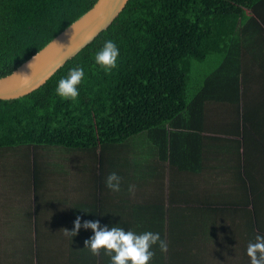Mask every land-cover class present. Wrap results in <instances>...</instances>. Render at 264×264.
Returning <instances> with one entry per match:
<instances>
[{"label": "trees", "instance_id": "obj_1", "mask_svg": "<svg viewBox=\"0 0 264 264\" xmlns=\"http://www.w3.org/2000/svg\"><path fill=\"white\" fill-rule=\"evenodd\" d=\"M95 1L0 0V77L39 51ZM107 40L119 49L117 67L111 71L97 65L94 58ZM212 54L221 56L219 65L205 71L195 90L188 92L192 63ZM254 57L264 59V0H128L113 22L42 86L16 99H0L3 193L14 182L37 197L45 182L54 180L55 166L69 176L76 168L73 161L85 159L91 165L89 179L74 183L82 181L85 190L89 181L102 191L103 186L107 189L105 179L110 173H117L123 182H133L136 177L133 180L127 174L131 164L132 169H138L145 156V162L155 158L160 176L168 173L180 181L164 197L177 211L176 220H163L159 203L154 205L160 215L156 217L149 218L150 204L135 205L127 217L120 213L114 217L106 209L94 215L109 228L159 233L161 239L175 245L202 244L200 236L212 231L206 232L198 213L184 210L200 208L192 205L194 198L199 202L200 192L190 174L203 169L204 122L210 116L225 115L247 121L252 114L249 107L261 116L254 121H264V85L249 93ZM77 66L85 72L78 85L79 95L75 100L64 99L55 89ZM263 78L264 74H257L258 80ZM252 94H256L255 99ZM258 144L264 149L262 140ZM15 158L20 162L11 168ZM5 159L8 165L2 164ZM241 162L238 156L233 167L242 177ZM185 179L190 181L185 183ZM20 196L13 198L20 200ZM74 221L67 220L63 229L73 230ZM35 223L58 224L53 217ZM214 225L211 234L221 236L223 225L219 221ZM256 226L264 230L263 216L256 220ZM224 230L227 242H232V232ZM257 235L263 236L255 232L253 243ZM52 236L0 234V246L4 244L0 264L10 255L23 257L22 253L28 255L29 264H52V257L44 253L50 252V245H71V251L74 244L85 243L92 235L70 237L67 245L51 242ZM151 250L160 252L155 245ZM62 254V264H70L71 255L77 253H68L66 259L65 251ZM21 261L14 260L16 264Z\"/></svg>", "mask_w": 264, "mask_h": 264}, {"label": "crops", "instance_id": "obj_2", "mask_svg": "<svg viewBox=\"0 0 264 264\" xmlns=\"http://www.w3.org/2000/svg\"><path fill=\"white\" fill-rule=\"evenodd\" d=\"M248 56L250 59L252 58L251 55ZM250 64L253 84L252 90L250 89L248 92L254 93L259 84L264 85V78L257 79V74H264V59L261 61L254 57ZM256 94H252L250 97L255 99ZM248 97L249 95L245 96L247 102ZM249 109L252 114L249 115L250 119L247 121L226 115L222 117L210 116L205 119L202 141L204 147L203 169L200 173L190 174L194 178L193 182L198 184L200 192L199 202L194 198L192 205L199 204L203 210L199 207V209L189 207L184 212L198 213L196 216L202 218L207 233L213 232L214 222L219 221L223 225L219 230H222L221 236L211 234L212 232L201 235L202 244L199 245L167 243V252L161 250V253L156 252L149 264H250L247 246L253 242L252 236L255 232L264 236V230H259L256 226V220L262 216L264 219V149L260 148V144H258V141L264 142V121H254V119L259 120L261 116L252 107ZM238 156L242 159L240 163L242 177L241 175L237 176L233 167ZM154 159L151 158L149 162L145 163L142 161L143 163L137 165L136 180L133 182L121 181L119 192H113L109 188L104 190V186L103 190L99 191L98 188L96 189V185L91 186L89 181H87L89 187L83 190L85 183L82 181H77L72 186H64L59 180H49L45 182L44 187L35 197L27 189L22 191L23 187L14 182H10V185L6 186L9 190L4 194L1 182L0 234L60 235L64 234L62 225L66 226L67 220L70 218L76 219L79 216L82 218V224L85 220L95 221L99 216L94 214H99L103 209H106L107 214L112 213L114 217L118 218L119 213L127 217L130 214L129 211L137 204L152 205L148 212L150 218V215L160 216L154 209V205L159 203L162 205V219L165 221L176 220L177 211L169 205L168 201H165L164 197L168 194V189L170 190L173 185L180 184L178 183L180 181L176 178L171 179L168 173H162L160 176L159 171L155 168L158 165L154 163ZM189 181L190 179L184 180L185 183ZM130 185L135 186L133 192L129 191ZM70 187L75 193L71 194ZM19 193L23 195L20 196ZM16 194L22 198L20 200L13 198ZM63 196L66 199L62 200ZM65 200H67L65 205L67 208L63 212L60 210L64 207ZM89 205H91L90 210H87ZM48 217H53L54 222L58 224L48 226L35 223L36 220L39 223L45 222ZM224 229L232 232V242H227L226 235L228 233L225 234ZM77 235H94V233L91 229L82 227ZM84 247L85 243H76L69 251L71 245L67 248V246L61 247L53 244L49 246L50 252L44 253H48L52 257V264H62L59 258H62L63 251L66 254L65 258L68 253H77L76 256L71 255L70 264H110L111 258L105 254V250L102 249L100 255L96 256ZM157 247L155 245V248ZM2 248H4V244L0 246V249ZM22 256L10 255L1 264H16L15 259L22 260L21 264H29L28 255L22 253ZM129 263L131 264V262Z\"/></svg>", "mask_w": 264, "mask_h": 264}, {"label": "clouds", "instance_id": "obj_3", "mask_svg": "<svg viewBox=\"0 0 264 264\" xmlns=\"http://www.w3.org/2000/svg\"><path fill=\"white\" fill-rule=\"evenodd\" d=\"M75 28V25H71ZM57 45L53 40L48 47ZM40 55L39 53L36 57ZM34 57V61L36 59ZM119 57V49L112 40L104 42L103 47L95 53V63L106 71H111L117 67ZM33 64V63H32ZM32 64L29 66L31 67ZM32 68V67H31ZM13 75H17L13 73ZM85 72L82 67H74L70 69L66 78H61L55 92L64 99L75 100L78 95V85L82 82ZM122 178L115 172L110 173L106 179V187L113 192L121 190ZM134 185L129 186V191H134ZM81 217H77L74 221V229H62L67 237L76 236L80 229H91L94 233L89 239L85 240V247L91 251L93 255L99 256L101 250H105L111 260L110 264H149L154 257L155 252L152 246L159 244L162 252H167L168 245L165 239H161L159 233L151 231L136 234L135 232L119 226L109 228L107 225H101L99 220H85L81 223ZM247 255L250 257V264H264V236L257 235L255 242H250L247 246Z\"/></svg>", "mask_w": 264, "mask_h": 264}, {"label": "water", "instance_id": "obj_4", "mask_svg": "<svg viewBox=\"0 0 264 264\" xmlns=\"http://www.w3.org/2000/svg\"><path fill=\"white\" fill-rule=\"evenodd\" d=\"M127 1L96 0L82 16L43 46L39 50L40 55L36 57L39 53L37 51L11 73L0 77V99H16L42 86L61 66L108 27L124 9ZM53 40L57 45L48 47Z\"/></svg>", "mask_w": 264, "mask_h": 264}, {"label": "rangeland", "instance_id": "obj_5", "mask_svg": "<svg viewBox=\"0 0 264 264\" xmlns=\"http://www.w3.org/2000/svg\"><path fill=\"white\" fill-rule=\"evenodd\" d=\"M221 61V56L218 55V54H212V55H209L207 57L206 60L204 61H201V62H193L192 63V67H191V73H190V82H189V85H188V92H191L192 90H195V88L197 87V85L199 84V80H200V76L205 72V71H213L220 63ZM135 149L137 148H134V151ZM71 155H67V157H70ZM76 158H79V157H76ZM55 159V158H54ZM138 157H136L134 160V165L136 166V163H137V160ZM145 159H146V156L144 157V163H145ZM68 161V160H67ZM73 161V160H72ZM20 162L19 159L15 158V159H12L11 160V163L9 165H11V168L13 167L12 164H18ZM75 162L74 164H76V168L69 173V176L68 175H65V174H68L67 172L66 173H62V171L59 170L58 167H54V171L55 173L57 174H54L55 176L53 177V179L55 180L57 178V180H59V182L62 183V185H68V186H72L74 181L76 180H79V179H89V166H91L89 163H88V159H85V160H75L73 161ZM5 165H8V161L5 159L3 160L2 164ZM56 164V163H55ZM57 165V164H56ZM58 166H61V164H59ZM3 168H7L6 167H3ZM16 168V167H15ZM127 174L130 175L133 180H134V177L136 175V168L135 169H132V164L130 166V168L128 169L127 171ZM67 190V189H66ZM64 192V191H63ZM72 193H75L74 190L72 189L71 187V194ZM66 195V194H64ZM68 196V195H66ZM66 198H64L63 196V199L64 200ZM68 199V198H67ZM67 203V200H65V203L63 204V208L60 210V211H63L65 212L67 206H65ZM68 240H71L70 237H58V235L56 236H52V239L50 240L51 242H57L58 244L60 243H64L67 245V241ZM66 256V254L64 255ZM66 259V258H65Z\"/></svg>", "mask_w": 264, "mask_h": 264}]
</instances>
